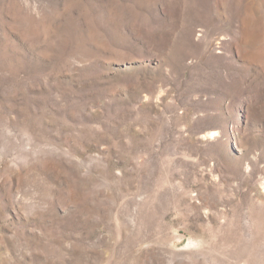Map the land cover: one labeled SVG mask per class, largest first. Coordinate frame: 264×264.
<instances>
[{"label":"rangeland","instance_id":"obj_1","mask_svg":"<svg viewBox=\"0 0 264 264\" xmlns=\"http://www.w3.org/2000/svg\"><path fill=\"white\" fill-rule=\"evenodd\" d=\"M0 264H264V0H0Z\"/></svg>","mask_w":264,"mask_h":264}]
</instances>
